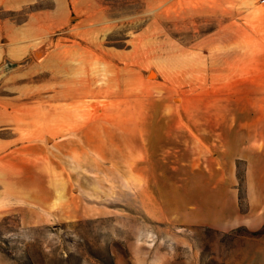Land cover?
Wrapping results in <instances>:
<instances>
[{"label":"rangeland","instance_id":"1","mask_svg":"<svg viewBox=\"0 0 264 264\" xmlns=\"http://www.w3.org/2000/svg\"><path fill=\"white\" fill-rule=\"evenodd\" d=\"M0 264H264V0H0Z\"/></svg>","mask_w":264,"mask_h":264},{"label":"crops","instance_id":"2","mask_svg":"<svg viewBox=\"0 0 264 264\" xmlns=\"http://www.w3.org/2000/svg\"><path fill=\"white\" fill-rule=\"evenodd\" d=\"M40 187H41V186H40ZM49 194H50L49 190H48L47 192H46L45 188H43V190H41V195L44 197V199H45L46 201L49 200Z\"/></svg>","mask_w":264,"mask_h":264}]
</instances>
